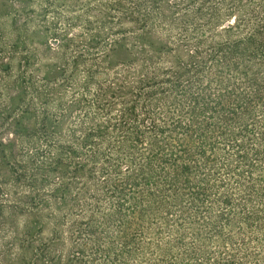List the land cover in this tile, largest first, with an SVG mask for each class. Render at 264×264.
<instances>
[{
	"label": "trees",
	"instance_id": "obj_1",
	"mask_svg": "<svg viewBox=\"0 0 264 264\" xmlns=\"http://www.w3.org/2000/svg\"><path fill=\"white\" fill-rule=\"evenodd\" d=\"M0 264H264V0H0Z\"/></svg>",
	"mask_w": 264,
	"mask_h": 264
}]
</instances>
